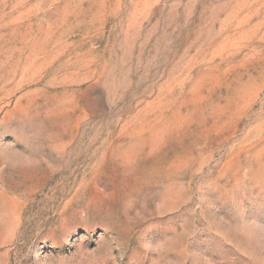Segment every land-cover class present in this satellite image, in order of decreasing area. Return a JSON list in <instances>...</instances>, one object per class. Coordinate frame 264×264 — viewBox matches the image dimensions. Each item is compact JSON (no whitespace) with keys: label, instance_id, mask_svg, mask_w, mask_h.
I'll return each instance as SVG.
<instances>
[{"label":"rangeland","instance_id":"rangeland-1","mask_svg":"<svg viewBox=\"0 0 264 264\" xmlns=\"http://www.w3.org/2000/svg\"><path fill=\"white\" fill-rule=\"evenodd\" d=\"M0 264H264V0H0Z\"/></svg>","mask_w":264,"mask_h":264}]
</instances>
